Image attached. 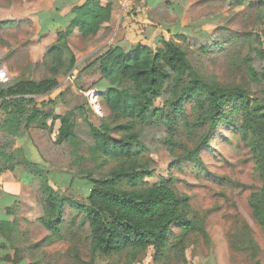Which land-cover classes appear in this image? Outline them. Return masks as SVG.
Returning <instances> with one entry per match:
<instances>
[{
  "label": "rangeland",
  "instance_id": "obj_1",
  "mask_svg": "<svg viewBox=\"0 0 264 264\" xmlns=\"http://www.w3.org/2000/svg\"><path fill=\"white\" fill-rule=\"evenodd\" d=\"M66 5L61 0H0V83L42 78L45 55L69 25L61 27L59 21L74 7ZM119 9L117 25L110 30L104 28V32L100 34V30L91 37L75 30L68 45L77 65L59 78L56 90L37 100L39 106L52 101L48 109L58 115L73 113L80 143L78 155L72 146L56 143L59 122L52 130L33 128L16 145L26 150L33 164L45 170L49 185L80 203L86 202L92 189L81 172L92 165L85 159L92 143L88 123L99 126L109 115L103 105L100 110L89 101L87 94L98 92L89 76L95 73L92 66L98 55L109 47L106 41L112 37L113 42L124 31L122 20H132L126 33L129 40L133 34L134 42L141 35L153 37L146 43L156 48L158 36L173 37L202 74L225 86L242 87L250 98L264 99V81H252L249 62L245 61L253 49L254 56L262 53L256 68L264 72V0H145L140 12H124L121 5ZM178 34L185 39H178ZM205 47H209L207 52L203 51ZM241 105L235 100L224 107V122L209 137L208 146H200L197 160L187 154L198 148L208 132L194 126L198 117L195 101L186 102L187 120L175 122L176 133L167 125L145 126L143 131L141 142L148 148L146 155L154 168L145 184L170 181L178 194L189 198L190 215L196 217L208 238L201 231L189 232L183 235L181 247L168 248L165 257L149 248L137 262L126 254L91 262L90 232L83 213L66 205L63 236L54 237L40 223L44 217L43 177L18 167L12 173L23 184L20 197L1 200L0 220L14 223L16 232L9 239L0 235V264H13L18 259L17 264H264V226L251 207L252 194L259 193L264 185L262 161L251 146L252 135L242 131ZM155 106L163 108L164 100H157ZM178 226L173 230L178 232ZM176 239L175 235L171 242ZM8 256L13 262L5 260Z\"/></svg>",
  "mask_w": 264,
  "mask_h": 264
},
{
  "label": "trees",
  "instance_id": "obj_2",
  "mask_svg": "<svg viewBox=\"0 0 264 264\" xmlns=\"http://www.w3.org/2000/svg\"><path fill=\"white\" fill-rule=\"evenodd\" d=\"M77 3L70 14L59 20L61 27L69 25L59 33L56 45L45 55L41 63L45 68L42 78L0 83V177L18 167H25L33 176L43 177L40 187L44 217L40 223L56 238L63 236L66 205L82 212L90 232L91 262L122 254L137 262L149 248L155 249L159 257H165L168 248L181 247L183 235L189 232L201 231L208 238L196 217L190 215L189 198L178 194L170 181L145 184L154 171L153 161L146 155L149 150L141 142L145 126L167 125L176 133L175 122L187 120L186 102L195 101L198 117L194 126L206 128L208 132L200 139L198 148L187 154L197 160L200 146H208L209 137L224 122V107L239 101L244 111L241 128L245 134L252 135L251 146L262 161L264 184V99L250 98L244 88L225 86L202 74L173 37L158 36L156 48L142 43L133 45L130 50L110 46L96 58L92 66L95 73L89 76V81L97 88L100 103L109 115L99 126L88 123L92 143L85 159L92 165L81 172L92 189L85 203L56 191L43 175L45 170L32 163L24 148L16 147L33 128L52 130L59 122L56 143L72 146L74 154L78 155L80 143L73 113L56 114L55 110L48 109L52 101H44L41 106L37 103L38 98L56 90L59 78L77 65V58L68 45L75 30L91 37L110 23L111 4L103 6L100 0H86L82 6ZM177 38L185 39V36L178 34ZM208 50L209 47L203 49ZM253 51L255 49L245 58L249 62L248 73L253 82H263L264 72L256 68L262 53L258 57ZM159 99L164 100V107L156 109ZM251 197L253 214L264 226V185ZM175 225H179L178 232L173 230ZM13 232H16L14 223L0 220L1 236L9 239ZM175 235L177 239L172 243ZM5 260L13 262L9 256ZM17 263L19 259L13 262Z\"/></svg>",
  "mask_w": 264,
  "mask_h": 264
},
{
  "label": "crops",
  "instance_id": "obj_3",
  "mask_svg": "<svg viewBox=\"0 0 264 264\" xmlns=\"http://www.w3.org/2000/svg\"><path fill=\"white\" fill-rule=\"evenodd\" d=\"M61 1H64V4H67L66 5V8L73 7L76 1H78V3L76 4L78 6H80V5H82V3H85L86 2V0H61ZM100 2H101V4L103 6H106L108 4H111L112 5V8H113L112 17H111L110 23L105 28V30L106 29L110 30L112 27H115L117 25L118 15L120 14V11L118 12V10H120L119 9L120 8V4H119L120 1L119 0H100ZM122 22H123L122 24H124V28H125L124 31H122L121 33H118L116 35V38H114L113 42L110 43V40H111L112 37L109 38L108 41H106V42H108V44H109L108 46L109 47L110 46H121V47H123L125 49H129L130 50L132 48V46L135 45V44H137V43H142V44L149 45L148 43H146V41L147 40H150V39H153V37L147 39V38H145V37H143L141 35V37L139 38V40H137L136 42H134L133 38L136 37L135 36L136 34L135 35L133 34L131 36L132 37V40H129V39H131V38H129L130 35H128L126 33L128 31H130L129 28H131V25H128V24L132 23V20L130 18H128V19L122 20ZM119 26H120V23L118 24V27ZM139 27L140 26L138 25L137 28H139ZM127 29H128V31H127ZM102 32H104V31L102 30L100 32V34ZM76 33L79 34L78 31ZM140 33H143V31L142 32H139V34ZM155 34H156V30L154 31V37H155ZM102 48H103V46H102ZM102 48H98L97 51L103 50V49L105 50V48H107V47H104L103 49ZM10 179H12V180H10ZM22 189H23V184L21 183V180L20 179L15 180L13 178V173L12 172L4 173L0 177V209H3V205H2L1 200L4 197H8L9 196L11 198H19L20 197V193L22 192Z\"/></svg>",
  "mask_w": 264,
  "mask_h": 264
},
{
  "label": "built area",
  "instance_id": "obj_4",
  "mask_svg": "<svg viewBox=\"0 0 264 264\" xmlns=\"http://www.w3.org/2000/svg\"><path fill=\"white\" fill-rule=\"evenodd\" d=\"M121 3L124 12L128 11L127 13H130V10H137V12H140L142 10V5L145 3V0H119ZM5 82V81H4ZM88 99L91 101L94 105L98 106L101 110V103L98 92H89Z\"/></svg>",
  "mask_w": 264,
  "mask_h": 264
}]
</instances>
